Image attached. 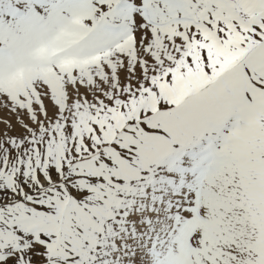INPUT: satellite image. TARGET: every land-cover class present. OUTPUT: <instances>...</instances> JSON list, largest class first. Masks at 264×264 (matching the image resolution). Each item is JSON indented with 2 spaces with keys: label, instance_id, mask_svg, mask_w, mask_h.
Masks as SVG:
<instances>
[{
  "label": "snow or ice",
  "instance_id": "6c2138e0",
  "mask_svg": "<svg viewBox=\"0 0 264 264\" xmlns=\"http://www.w3.org/2000/svg\"><path fill=\"white\" fill-rule=\"evenodd\" d=\"M0 264H264V0H0Z\"/></svg>",
  "mask_w": 264,
  "mask_h": 264
}]
</instances>
